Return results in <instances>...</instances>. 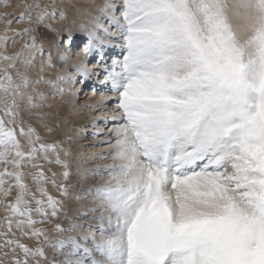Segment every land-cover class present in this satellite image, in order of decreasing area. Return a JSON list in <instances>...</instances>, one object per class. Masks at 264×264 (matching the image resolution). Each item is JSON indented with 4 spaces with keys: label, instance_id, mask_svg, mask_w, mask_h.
<instances>
[{
    "label": "snow or ice",
    "instance_id": "obj_1",
    "mask_svg": "<svg viewBox=\"0 0 264 264\" xmlns=\"http://www.w3.org/2000/svg\"><path fill=\"white\" fill-rule=\"evenodd\" d=\"M77 2L0 11V264H264V0H83L73 62ZM41 28L56 53L33 78ZM101 75L115 102L83 173L93 223L65 228L74 154L29 122L60 128L35 86L62 99Z\"/></svg>",
    "mask_w": 264,
    "mask_h": 264
},
{
    "label": "bare ground",
    "instance_id": "obj_2",
    "mask_svg": "<svg viewBox=\"0 0 264 264\" xmlns=\"http://www.w3.org/2000/svg\"><path fill=\"white\" fill-rule=\"evenodd\" d=\"M41 1L42 3H46L44 2V0ZM86 7L87 4L84 3L83 0H79L76 6L77 13L68 14V17H70L72 21H74V25L76 27V29L73 31V33L77 37L76 45L74 47L75 49L73 50V53L71 54L73 62L76 60L75 51L79 47L77 46V44L80 45L81 43V33L79 25L83 20L86 19V16L83 14V9ZM71 9L73 8L69 7L68 11H71ZM2 28L3 25L1 24L0 30H2ZM118 51V49H113L107 53L106 61L108 64H111V58L117 55ZM44 57L45 56H43L42 58H39V56L37 57L38 66L36 67V70L31 73L33 78H38L39 67L47 59H45ZM95 63L96 58H93L89 63V68L91 69ZM57 66L61 68L63 67L59 63L57 64ZM100 71L102 72V69H100ZM44 75L46 77L54 78L56 74L55 71H49L44 73ZM35 87L44 92V94L47 97L49 96L50 98L52 97L50 96V93H55V90H53L49 85L46 84H40L38 86L36 85ZM72 89V92L66 93L61 99L62 101H64V103L58 102L59 104L41 109L42 112L51 114L49 117H47V120L50 124L54 125L56 122H59L60 125H65L68 127L69 131H67V133H61L62 138L60 137L61 134L59 133V129L52 133H49L47 132L46 128L38 123L37 120L33 119L29 121L34 127L38 129L46 142H51L53 140L60 141L63 143V146L65 148L71 149L74 154V158H80V160H84L82 164H79L80 166L78 167V169L75 172L73 171L74 179L72 178V185H76L78 192H76V198H74L76 202H74V205L68 209L69 212L64 220V223H66L67 227L71 226L73 223H84V225L93 223L90 218H86L81 215L89 208L93 207L92 203L89 202L87 196L89 194L85 191V189L88 188L86 186L92 185L88 184L89 182H85L83 173L86 170L95 167L97 164L102 163V161L99 160H91L94 154H98L107 150H103L101 148L102 144L100 143V141L104 139V137H94L93 133L98 130L105 129V125L103 123H98V121H101L105 115L111 113L114 105V103L112 102L114 96L107 91V87L102 75L99 77L93 76L91 79L83 83L77 82L72 86ZM102 94L110 97V99L107 100V108L87 107L88 104L98 105L101 101ZM46 103L50 104L51 102L48 99ZM63 104L65 105L64 107ZM60 116L64 117V120H60ZM66 119H68L67 122H65ZM93 124H96V127H93ZM110 126L111 125H109V127ZM105 135H107L106 130ZM81 156H83V158H81ZM46 168H51L56 172L62 171L58 165H49ZM50 174L51 173H49V175ZM33 188H35L34 185ZM51 191H56L58 193L57 189H51ZM91 215L92 214L90 213L89 216ZM25 242H29L30 245L35 244L34 240L26 239Z\"/></svg>",
    "mask_w": 264,
    "mask_h": 264
},
{
    "label": "rangeland",
    "instance_id": "obj_3",
    "mask_svg": "<svg viewBox=\"0 0 264 264\" xmlns=\"http://www.w3.org/2000/svg\"><path fill=\"white\" fill-rule=\"evenodd\" d=\"M3 2H4V0H0V5H2L3 4ZM10 2H11V4L13 5V7L12 8H8V9H4L2 6H0V11H9V12H12V11H15L17 14L19 13V11L21 10V9H18V8H15V5H17V4H20V3H22L23 2V0H10ZM28 2H31V0H28ZM42 2V1H41ZM44 2H46V3H48V2H50V0H44ZM58 2H59V0H58ZM64 2H65V4H67V3H69V0H64ZM73 2H76V0H73ZM74 10V11H73ZM76 14L77 13V9H76V7L75 8H73V9H71V11H68V14ZM0 26H1V24H0ZM14 27H17V28H22V27H24V26H26V25H24V24H14L13 25ZM67 26L69 27V28H71L73 31L76 29V27H75V25H74V21H72V19L69 17V19H68V22H67ZM38 38L43 42V45H44V50H45V59L47 58V54H48V52L49 51H51L52 53H53V55H55V53H56V48L53 46V41H55L56 39H57V37L54 35V34H52V33H49V32H47L45 29H43V28H41L40 29V32H39V34H38ZM21 43H23V41H19L18 43H17V45H16V47L18 48L19 46H20V44ZM77 46H79L78 44H77ZM75 47V46H74ZM75 48H73V50H74ZM12 50H14V49H10V51H12ZM39 58H42V57H39ZM40 61V60H39ZM38 66V65H37ZM63 66V65H62ZM61 67H59V66H57V70H59ZM55 74H56V72H55ZM38 86V85H37ZM49 91V90H48ZM50 96H52L51 98L48 96V99H49V101L51 102L50 103V105L52 106V105H56V104H59L58 102H60V103H64V101H62L61 100V98H54L55 97V93H50ZM114 96V95H113ZM114 101H115V97H113V103H114ZM111 102V103H112ZM65 105L63 104V107H64ZM44 108H47V106L46 107H44ZM24 117H25V119L26 120H28L27 118H28V113L27 112H25L24 113ZM60 120H64V117H61L60 116V118H59ZM31 120H33V119H31ZM68 121V119H66L65 120V122H67ZM67 131H69V129H68V127L67 126H65V125H60V128H59V133L61 134V133H67ZM61 138H62V134H61V136H60ZM68 146V145H67ZM101 148L103 149V150H106L107 149V146L106 145H101ZM86 156H89V155H86ZM85 157V156H84ZM81 158H83V156H81ZM84 162V160L83 159H81L80 160V158H74L73 157V169H72V171H76L77 169H78V167L80 166L79 164H82ZM47 166H49V165H45V167H47ZM72 178L74 179V177L72 176ZM28 182L29 183H31V178L29 177L28 178ZM88 184H91L92 185V182L91 181H89V183ZM48 190H49V192L52 194V195H54V196H57L58 198H59V193H57L56 191L55 192H52L51 191V189H55L51 184H49L48 186ZM86 187H90V186H86ZM76 192H78V189H77V187H76V185H73V189H72V196H71V198L66 202L67 203V208H66V212H67V214H68V209L69 208H71L74 204V202H76V200H74V198H76L75 196V194H76ZM87 195V194H86ZM88 196V199H89V202H91V196L90 195H87ZM0 214H2V213H0ZM92 215H93V213H91ZM66 217H67V215H66ZM66 217H64V218H61V220L59 221V223L63 226V227H65V228H67V226H66V223H64V220H65V218ZM86 218H88V217H86ZM75 220V219H74ZM81 221V220H80ZM81 224H84V223H81ZM42 227H45V228H49V229H51L52 228V225H50V224H44V225H41ZM53 235L54 236H56V235H58V234H56V233H53ZM27 243H29V242H27ZM57 259V261L59 260V257H57L56 258ZM49 261L51 262L52 261V253H51V251H49Z\"/></svg>",
    "mask_w": 264,
    "mask_h": 264
}]
</instances>
